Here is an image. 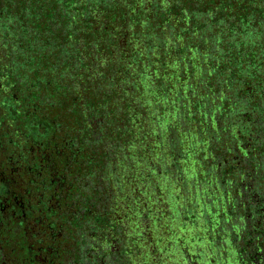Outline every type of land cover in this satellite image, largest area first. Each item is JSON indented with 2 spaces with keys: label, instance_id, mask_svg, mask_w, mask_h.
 Masks as SVG:
<instances>
[{
  "label": "flooded vegetation",
  "instance_id": "flooded-vegetation-1",
  "mask_svg": "<svg viewBox=\"0 0 264 264\" xmlns=\"http://www.w3.org/2000/svg\"><path fill=\"white\" fill-rule=\"evenodd\" d=\"M169 3L72 0L0 37V264H197L177 176L155 178L101 110L151 89L156 30L186 69V12Z\"/></svg>",
  "mask_w": 264,
  "mask_h": 264
},
{
  "label": "trees",
  "instance_id": "trees-1",
  "mask_svg": "<svg viewBox=\"0 0 264 264\" xmlns=\"http://www.w3.org/2000/svg\"><path fill=\"white\" fill-rule=\"evenodd\" d=\"M70 1L0 0V37L10 36L13 46L27 29L35 31L47 10L68 7ZM160 1L171 14L175 7L169 1L178 2V13L186 12L187 25L176 26L186 34V69L175 58L179 40L168 43L156 30L162 55L151 64V89H133L132 100L123 97L122 105L102 108L107 129L121 131L130 146L136 132L140 158L146 162L151 155L156 161L151 172L157 179L177 176L182 200L199 177L196 167L209 185L222 179L226 188L219 194L237 209L234 217H220L219 209L209 207L204 219L192 221L188 244L197 264H230L228 234L238 225L234 251L239 264H248L264 248V0ZM171 53L174 60L167 61ZM245 154L252 156L247 160ZM182 205L183 215L189 205L199 206Z\"/></svg>",
  "mask_w": 264,
  "mask_h": 264
},
{
  "label": "rangeland",
  "instance_id": "rangeland-1",
  "mask_svg": "<svg viewBox=\"0 0 264 264\" xmlns=\"http://www.w3.org/2000/svg\"><path fill=\"white\" fill-rule=\"evenodd\" d=\"M251 156H252V154L243 155V157L246 158L247 160H249L251 158ZM193 163L196 164L195 161ZM205 164H207V163H205ZM203 166H204V164H201V167H203ZM195 169L196 170H194V172L195 173L197 172V175L199 177L195 178L196 180L194 181L193 188H190V190L188 191L187 197L183 198V199H186V198L187 199L182 200L183 203L187 202L189 204V203L194 201V202L199 204L197 210L192 209L191 212H190V210L188 211L191 215H193V216H191L190 220H192L194 223L196 221H199V219H204L205 215L207 214V211L211 210L209 207H211V208L215 207V208L219 209L220 210V212H219L220 217L221 216L223 217V215H227V216L231 215V217H234V215H235L234 211H236L237 209L229 203V200H225V197L227 198V196H224V192L222 194H219L220 189H222V191H223L226 188L223 180L218 179L217 184H214V185L210 184L209 185L208 180L204 178L203 172L200 171V169L198 167H196ZM191 172H192V175H196L193 171H191ZM262 174H264V169L262 170ZM244 191H246V190H244ZM189 209H191L190 205H189ZM225 212H227V214H225ZM204 231H205V228H204ZM239 231L240 230H239L238 225L231 226V228L229 230V234H228L229 237L228 238H229V241H230L232 247H233V242H235L238 234H240ZM238 239H239V237H238ZM240 239H241V237H240ZM241 244H244L243 241H241Z\"/></svg>",
  "mask_w": 264,
  "mask_h": 264
}]
</instances>
